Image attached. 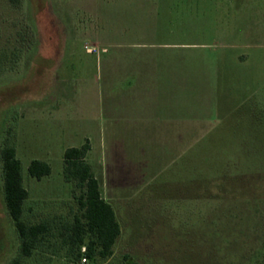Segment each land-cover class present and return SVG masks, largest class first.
Instances as JSON below:
<instances>
[{
  "label": "rangeland",
  "instance_id": "1",
  "mask_svg": "<svg viewBox=\"0 0 264 264\" xmlns=\"http://www.w3.org/2000/svg\"><path fill=\"white\" fill-rule=\"evenodd\" d=\"M167 103L185 120L175 149L145 122ZM87 140L121 225L107 259L60 233L80 193L63 155ZM7 142L25 218L53 229L22 254L0 158V264H264V0H0ZM33 159L51 173L32 177Z\"/></svg>",
  "mask_w": 264,
  "mask_h": 264
},
{
  "label": "trees",
  "instance_id": "2",
  "mask_svg": "<svg viewBox=\"0 0 264 264\" xmlns=\"http://www.w3.org/2000/svg\"><path fill=\"white\" fill-rule=\"evenodd\" d=\"M20 4L21 0H10ZM91 149L89 140L80 146L68 147L63 155L64 177L75 182L80 191L78 212L73 222L64 223L68 250L76 257L85 255L94 260L107 259L113 254V246L121 234V225L110 201L102 196L100 181L87 155ZM2 161L3 193L8 213L21 239V250L25 256L33 254L46 235L53 229L51 220L30 222L25 218V205L29 190L24 185L22 162L17 157L14 145L7 142L0 151ZM32 177L41 179L52 171L51 165L42 159H33L28 166ZM129 260V256H126ZM135 264V263H132Z\"/></svg>",
  "mask_w": 264,
  "mask_h": 264
},
{
  "label": "crops",
  "instance_id": "3",
  "mask_svg": "<svg viewBox=\"0 0 264 264\" xmlns=\"http://www.w3.org/2000/svg\"><path fill=\"white\" fill-rule=\"evenodd\" d=\"M157 107L158 108H154L155 110L150 113L145 122H148V125L154 127H161V141H164L166 149H175L177 148L176 144L180 145V143H184L185 141V120L180 116L179 110H177V108L174 109V105L171 103L163 104V106L158 105ZM103 149V153H105V147ZM105 199L108 201L111 200L106 197Z\"/></svg>",
  "mask_w": 264,
  "mask_h": 264
},
{
  "label": "built area",
  "instance_id": "4",
  "mask_svg": "<svg viewBox=\"0 0 264 264\" xmlns=\"http://www.w3.org/2000/svg\"><path fill=\"white\" fill-rule=\"evenodd\" d=\"M84 260H86V258H84Z\"/></svg>",
  "mask_w": 264,
  "mask_h": 264
}]
</instances>
